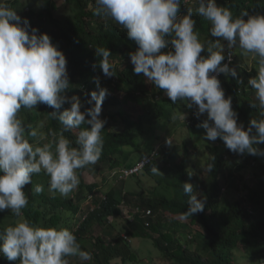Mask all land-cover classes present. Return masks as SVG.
Returning a JSON list of instances; mask_svg holds the SVG:
<instances>
[{"label": "clouds", "instance_id": "1", "mask_svg": "<svg viewBox=\"0 0 264 264\" xmlns=\"http://www.w3.org/2000/svg\"><path fill=\"white\" fill-rule=\"evenodd\" d=\"M94 2V15L120 25L138 46L129 54L134 73L163 90L172 104L179 101L195 109L198 120L207 115L197 125L205 130V140L219 138L233 153L264 157V149L258 147L264 144V14L250 15L244 10L237 16L217 0H196V6H189L185 14H181V4L188 0ZM194 15L210 24L209 35L217 39L201 41ZM237 49L257 65V74L248 80V87L254 94L250 106L257 109L258 118H252L246 130L238 123L232 96L226 98L218 78L221 74L238 77L236 67L229 66ZM203 52L207 55H201ZM95 55L100 58L103 74L115 75V64L109 60L111 51L95 47ZM226 59L227 63H222ZM94 83L96 90L87 101L93 106L82 111L80 97L66 94L71 85L63 51L48 34H39L27 18H21L6 0H0V212L10 210L17 218L0 230V255L8 261L70 264L69 258H78L84 264L92 260L72 230L36 226L25 218L23 210L29 205L24 189L32 184L34 174L43 172L49 177L50 193L68 197L81 183L79 170L100 160L106 124L101 119L102 105L109 90L101 87L99 77ZM238 83L243 80L238 79ZM40 104L55 109L48 113L49 118L62 126L59 134L50 133L56 137L54 141L43 144L38 141L45 139L41 131L44 121L34 126L20 116L22 109L35 111ZM65 104L70 108L61 112ZM179 119L185 120V115ZM64 132L77 133L75 146ZM166 143L171 146V140ZM212 169L210 163L208 171ZM151 171L161 174L156 165ZM43 191V185L33 186V194ZM183 192L188 197V215L204 211L206 201L198 199L193 184L183 183Z\"/></svg>", "mask_w": 264, "mask_h": 264}, {"label": "trees", "instance_id": "2", "mask_svg": "<svg viewBox=\"0 0 264 264\" xmlns=\"http://www.w3.org/2000/svg\"><path fill=\"white\" fill-rule=\"evenodd\" d=\"M217 3L229 6L237 16L244 10L250 15L264 14V0H217ZM189 6L195 7L196 0H188L187 4L182 3L181 14H185ZM64 11L73 14L70 18L63 19L50 6H46L38 13L29 10L22 18H27L31 26L39 30V34H48L52 43L65 54L71 85L66 94L80 97L84 102L82 111L93 106L87 101L91 98L90 93L96 90L94 78L99 77L101 87L109 90L101 113V119L106 120L102 133L104 147L96 165L79 170L81 183L72 196L62 197L59 193H50L49 177L43 172L34 174L32 184L26 185L24 189L29 197V205L23 210L25 218L36 226L67 227L72 230L82 250L92 254V260L84 264H112L113 260L118 258L122 261H134L137 254L132 251L128 242L131 241L130 236L152 237L153 233L158 234L153 236L154 244L165 255L168 264H232L233 251L241 249L245 254H254L259 258L262 257L259 254L264 256V157L240 155L229 149L228 153H223L219 146L212 142H207L211 155L207 160V167L210 163L213 164L208 176L200 178L194 169L186 168L189 149L185 145V152L175 161L173 180L167 179L163 183L164 178L156 179L159 186L148 195L131 193L136 206L144 210L151 209L152 213L150 215L146 212L136 213L134 220L126 218L129 239L112 231L115 224L110 221V217H121L123 210L118 190L108 180L121 184L126 180L117 179L118 177L113 175V171L117 169L116 155L127 145L134 144L137 139L142 141L146 139L145 137L153 141V147L148 150L151 152L157 143H164L180 126L186 125L187 128L196 130L200 128L197 125L203 120L201 118L198 120L191 112L185 115V120L179 119L181 114L177 108H182L184 103L178 101L172 104L163 90L156 88L142 74L134 73L129 54L138 46L127 37L126 31L120 25L110 19L105 20L94 15V0H65ZM193 19L196 20V30L200 33L201 41L217 39L209 35L210 24L207 21L196 15ZM95 47H105L111 51L109 60L115 64V75L107 77L103 74L99 67L100 58L95 55ZM233 54L235 61L230 67H236L238 77L221 74L218 78L221 80L226 98L232 96L233 109L238 113V123H242L246 130L250 120L258 118V111L250 106L254 101L253 92H249L245 85L238 83V79L255 76L257 65L251 71L241 68L236 62V52ZM201 55H207V52ZM117 91H121L126 98L136 101L143 111L136 113L126 110L116 94ZM67 108H70L69 104L63 105L60 111ZM54 110L45 104L38 105L35 111L21 110L20 116L26 123L36 126L44 121V128L41 131L45 133V139L38 141L40 144L54 141L56 137L50 133L59 134L62 129L58 120L49 118L48 113ZM173 116L177 118L173 119ZM162 120L168 121L167 129L165 132L158 131L154 136V132L161 127ZM64 135L71 139L75 146L77 133L64 132ZM258 147L264 149V144ZM174 153L169 155L170 159H175ZM162 158L165 159V155ZM160 160L146 166L143 173L155 175L151 171L155 165L159 171L163 170L164 167L159 164ZM100 167L104 171L111 170L108 176L101 177L102 183L99 184L95 180L87 182L83 178L85 172H97ZM248 172L250 177L246 179ZM185 182L193 184L194 192H202L203 195H198V199L206 201L203 212L193 216L186 213L188 197L183 192ZM35 184L43 185V193L33 194ZM227 184H229L227 188L243 191L242 199H237L230 207H224L221 200L222 188ZM86 201L88 203H85ZM131 201V198H125V202ZM161 211L171 213L175 218L171 219L174 224L185 220L188 226H196L198 230H195L193 237L203 240L205 252L195 255L191 253L188 245L177 240L172 231L167 229L168 223L161 217ZM16 219L10 210L0 212V230L14 224ZM104 222L106 229L100 234L90 233L95 224ZM190 227L188 228L191 229ZM107 229L111 235L104 233ZM83 238L91 240L90 249L88 242ZM69 259L81 264L78 258ZM0 264L19 262L8 261L6 257L0 255Z\"/></svg>", "mask_w": 264, "mask_h": 264}, {"label": "rangeland", "instance_id": "3", "mask_svg": "<svg viewBox=\"0 0 264 264\" xmlns=\"http://www.w3.org/2000/svg\"><path fill=\"white\" fill-rule=\"evenodd\" d=\"M6 2L13 7L18 15L23 17L24 13L27 11H32L34 13H38L41 10H43L46 6H50L53 11L58 15L61 16V18H70L73 14L72 12H66L64 11V3L65 0H6ZM226 44V42H225ZM236 52V62L237 64L246 70L252 69L256 66V62L254 59H252L250 56H243L240 54L239 50H235ZM247 78V79H246ZM243 79V85L247 88L249 92H252V90L248 87V80L249 77H246ZM120 99L123 102V106L128 111H134L136 113L142 112V107L136 102L131 99H128L125 97V95L121 91H117L116 93ZM179 114L187 115L188 113H192L194 115L195 109H189L184 106L182 108H177ZM195 116V115H194ZM202 120L207 118V115L204 114L200 117ZM163 123L159 130L154 132V136L160 132H165L167 129V120H162ZM168 122V121H167ZM205 130L202 128H198L196 130H192L187 128L186 125L180 126L177 131L170 135L169 138L166 140H171V146H169L166 141L164 143H157V145L154 148H157L160 146L161 150V156L165 155V159L162 158L159 162L161 166L164 167L163 170L160 171L161 174L157 175H147L143 173V170H141L137 175H131L126 178V180L121 183H116L113 180H108L105 178V180H108L112 182L113 186L116 187L118 190V196L121 199V206L123 210V215L121 217H110V221L115 224V228L112 230L114 233L118 232L121 236L128 234L126 232L127 227V220L128 216L132 214L133 210L135 209L136 205L134 196L131 193H140L142 195L150 194L153 192L154 189L159 186L157 184V180L159 178H164L163 183H165L168 180H173L175 177L174 172V166L175 161L179 160L181 158V154L185 152V145L188 147V158L185 162L186 168L188 169H194L195 174H198L200 178L208 176V167H207V160L211 157L209 149L207 148V142H212V144H217L220 148V150L223 153H228V149L225 147L224 142L221 139H217L216 141H208L204 139ZM146 139L137 141L132 145H127L124 147L123 151L116 155L117 158V166L118 167H124V166H133L137 160H139L140 156L146 152L145 154L149 153L148 150L153 147V141L147 140L148 137H145ZM176 151V152H175ZM175 152V153H174ZM171 153H174L175 159L170 161L169 155ZM168 156V157H167ZM171 157V156H170ZM116 162V160H115ZM111 170L107 169L104 171L101 167L99 170L93 171V172H85L83 174V178L87 182H93L94 180L98 182L99 184L102 183L103 180H101V177H106L110 174ZM79 174V173H78ZM105 175V176H104ZM250 177V174H246V179ZM81 180V177H80ZM227 186H223L222 188V195L221 200L224 207H230L233 202H235L237 199L241 200L243 197V191L233 189V188H227ZM76 190H74L69 195H73V193ZM127 193V194H126ZM197 193V195L202 196V192H194ZM101 193H99L100 195ZM126 195V196H125ZM131 198L132 201L130 203L125 202V198ZM85 203H88L86 201ZM84 213V212H83ZM161 217L164 219L165 223L167 224V229L172 231V233L175 235V238L179 240L181 243L188 245L191 253L195 255L203 254L206 250L203 244V240L196 237L194 238L193 235L196 233L195 230H198L196 226H188L185 222V220H181L177 224H174L171 219H175L174 216L169 213L168 211H161L160 212ZM106 222L104 224H95V227L93 228L92 232L95 234H100L102 230L106 229ZM190 227L191 229H189ZM105 234H110V230H106L104 232ZM152 234V233H151ZM111 235V234H110ZM157 233H153L152 237H143V236H130L131 241H128L130 243V247L132 251H134L137 254V259L134 261L128 260V261H122L121 258L114 259L112 264H168V260L165 257V255L161 252V250L154 244L153 236H157ZM83 240L88 242L89 249L91 248V240L87 238H83ZM264 254V252H263ZM257 257L254 254H248L243 253V250H235L232 253L231 259L232 264H264V256L259 254ZM79 260V259H78ZM70 264H77L75 260H70Z\"/></svg>", "mask_w": 264, "mask_h": 264}, {"label": "built area", "instance_id": "4", "mask_svg": "<svg viewBox=\"0 0 264 264\" xmlns=\"http://www.w3.org/2000/svg\"><path fill=\"white\" fill-rule=\"evenodd\" d=\"M235 61L234 54L232 55V62L231 64ZM227 63V59L223 62ZM231 64L229 66H231ZM161 156V150L160 146L157 148H154L151 152L145 154L140 160H138L133 166H128V167H121L117 168L116 170L113 171V175H116L118 178L117 179H126L127 177L134 175L136 173H139L141 170H143L146 166L152 164L154 161L160 159ZM133 213L128 216L129 219L134 220V214L136 213H144L146 212L147 215H150L152 213L151 209L144 210L140 206H136L135 209L132 211ZM148 225V222H146ZM124 238H128V235L125 234L123 235ZM129 239V238H128Z\"/></svg>", "mask_w": 264, "mask_h": 264}]
</instances>
